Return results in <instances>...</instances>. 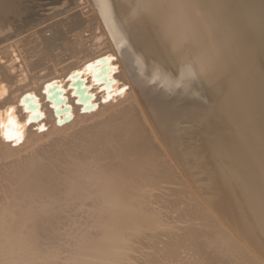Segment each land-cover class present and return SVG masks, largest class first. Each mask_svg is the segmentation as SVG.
I'll return each instance as SVG.
<instances>
[{
	"label": "bare ground",
	"instance_id": "bare-ground-1",
	"mask_svg": "<svg viewBox=\"0 0 264 264\" xmlns=\"http://www.w3.org/2000/svg\"><path fill=\"white\" fill-rule=\"evenodd\" d=\"M67 12L0 35V264H264V0Z\"/></svg>",
	"mask_w": 264,
	"mask_h": 264
},
{
	"label": "rangeland",
	"instance_id": "rangeland-1",
	"mask_svg": "<svg viewBox=\"0 0 264 264\" xmlns=\"http://www.w3.org/2000/svg\"><path fill=\"white\" fill-rule=\"evenodd\" d=\"M0 1H6V3H8L9 5H11V3L13 4V5H15V6H17L18 7V5L17 4H19V3H23V4H19V6H22V5H24L25 3H27V5L29 4V2L28 1H31L32 3H33V5L34 4H36V10H37V13L38 14H36V11H35V13L34 14H36V15H38L37 16V18L35 17L34 19H28V15L27 14H23V17H22V14H21V16H20V18H19V16L16 18V19H14V18H10V21H9V19H7L6 17L7 16H9V15H6V14H4V15H2L1 16V14H0V19H3V22L0 24V35H2V34H4V33H6V32H9V30H15V28L16 27H19V26H22V29L21 30H19V31H21V32H16V33H14L13 35H11V36H8V38H12L13 40H12V42H18V44H19V46H20V48H21V51L23 52V55L25 56V60H27L28 62H31V63H38V62H41L43 59H48L47 57H49V59H52L53 57H54V55H53V57L52 56H37V57H31V52H32V50H31V48H34V47H48L50 44H52V46H54V47H60V48H64V47H72L73 46V44H71V42L69 43V42H66L65 40H61V41H58L57 42V40L56 41H54V39L53 38H49L50 37V35L52 34V32H54V29H52L53 27L55 28V25H59L60 23H62L61 21L63 20V21H65V20H67L66 18H67V16L69 15V13L68 12H70V10H68V12L66 13V11H67V9H69V7L70 6H77V4H79V1L80 0H70L69 1V6H67L66 8H65V5H66V3L64 2L65 0H60L59 2H57V5L60 3V5H56V2L53 4L52 2L54 1H50V3H48L49 2V0H38V3L36 2L37 0H34V1H32V0H0ZM24 1H25V3H24ZM27 1V2H26ZM46 1H47V4L48 5H50L51 3V5H53V6H47V7H44V3L46 4ZM16 2H18V3H16ZM31 2H30V4H31ZM41 2H43V4H41ZM62 2V3H61ZM43 5L42 7H41V5ZM65 3V4H64ZM39 4V5H38ZM63 4V5H62ZM32 5V4H31ZM12 6V5H11ZM60 6H62V7H60ZM2 8V5L0 4V9ZM46 8V9H45ZM51 8H55V9H51ZM63 8H65V9H63ZM45 11H44V10ZM49 10V12L47 13L46 11H48ZM50 9H51V12H50ZM61 10H63V12L61 11ZM64 10H65V12H64ZM79 10V8H77L74 12H76V11H78ZM43 11H44V13L45 14H43ZM62 12V13H61ZM40 13H42V14H40ZM71 14L73 13V11L72 12H70ZM33 13H31L29 16L31 17V18H33V16H36V15H34L33 14V16H31ZM66 14V15H65ZM48 15V16H47ZM60 15V16H59ZM62 15V16H61ZM251 14L249 13L248 15H246V13L244 14V13H242V16H244V17H242L241 19H244L245 18V20H248L249 22L251 21V19L249 20V16H250ZM27 16V17H26ZM47 16V17H46ZM58 18H57V17ZM66 16V17H65ZM248 16V17H247ZM21 17L23 18V19H21ZM25 17H26V19L27 20H29V21H27V20H25ZM44 17V18H43ZM46 17V18H45ZM65 17V18H64ZM251 17H253V16H251ZM56 18V19H55ZM63 18V19H62ZM248 18V19H247ZM7 19V20H6ZM11 19H12V21L13 22H11ZM18 19H20V20H18ZM44 19V20H43ZM62 19V20H61ZM17 20V21H16ZM23 20H25V22L23 21ZM37 20H39V21H37ZM41 20V21H40ZM43 20V21H42ZM16 21V22H15ZM20 21H21V24H20ZM37 21V22H36ZM59 21V22H58ZM23 22H24V25H23ZM252 22V21H251ZM6 23V24H5ZM14 23V24H13ZM19 23V24H18ZM36 25H35V24ZM13 24V25H12ZM26 24V25H25ZM27 24H28V26H27ZM8 25V26H7ZM33 26V27H32ZM36 26V27H35ZM30 27V28H29ZM30 29V30H29ZM92 30V25L91 24H89L88 23V21L87 22H85V25H84V27L82 28V32H81V36L82 35H84V34H86V33H88V32H90ZM24 32H26L24 35H22ZM18 33V34H17ZM21 33V34H20ZM37 34V33H39L38 34V39H37V42L36 43H34L30 38H31V36H32V34ZM16 36V37H15ZM47 37V38H45L44 39V37ZM34 38V37H33ZM32 38V39H33ZM256 38H258L257 37V35L254 37V38H252V42H253V40H254V44L257 46H259V47H261L262 48V45L264 44V40L263 41H260L261 39H260V37L258 38V39H260V40H256ZM256 41H257V44H256ZM1 42L2 41H0V46H2L1 45ZM263 44H262V43ZM32 43H34V44H32ZM261 45H259V44ZM264 47V46H263ZM28 49V50H27ZM35 49H33V51H34ZM53 54H56V52H54ZM61 58V57H60Z\"/></svg>",
	"mask_w": 264,
	"mask_h": 264
},
{
	"label": "snow or ice",
	"instance_id": "snow-or-ice-1",
	"mask_svg": "<svg viewBox=\"0 0 264 264\" xmlns=\"http://www.w3.org/2000/svg\"><path fill=\"white\" fill-rule=\"evenodd\" d=\"M117 71H118V69H117ZM6 93H0V99H2L3 98V95H5ZM22 142V141H21Z\"/></svg>",
	"mask_w": 264,
	"mask_h": 264
}]
</instances>
